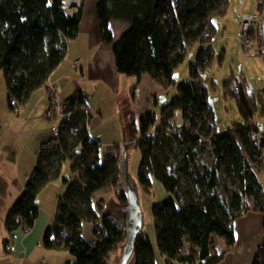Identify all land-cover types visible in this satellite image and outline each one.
Masks as SVG:
<instances>
[{
	"label": "trees",
	"instance_id": "1",
	"mask_svg": "<svg viewBox=\"0 0 264 264\" xmlns=\"http://www.w3.org/2000/svg\"><path fill=\"white\" fill-rule=\"evenodd\" d=\"M260 14L264 0H254ZM73 14L64 0H0V73L8 90V106L16 112L33 93L49 89L53 73L64 63L69 46L78 39L84 4ZM99 35L113 46L119 75L141 79L148 74L165 92L176 85L178 71L188 56L192 80L177 86L176 95L162 110L140 120L141 132L132 128L133 146L141 152L139 178L151 191L159 180L169 200L153 207L157 244L166 264H219L226 252L214 253L213 237L227 249L235 244L234 225L249 212L264 214V187L254 163L264 158V134L256 113L264 117V97L259 102L245 91H232V76L224 83L227 99L235 100L243 124L230 131L219 129L204 74L212 67L218 33L214 20L230 12V0H98ZM111 22L129 25L114 42ZM253 52L264 61L262 29L253 35ZM59 135L37 154V165L25 191L4 220L8 233L5 250L17 230L30 231L39 217L40 193L63 175L68 162L74 176L63 179L54 224L44 235L48 251H67L76 259L67 264H110L120 249L128 248V235L118 219L95 205L96 193L114 191L124 209L130 203L122 175L126 147L117 146L102 156L100 142L90 136L93 113L81 94L69 98ZM181 125H176L178 115ZM153 130V132H152ZM153 133V134H152ZM83 223L94 226L95 241L83 236ZM136 264H156L154 247L139 232L135 241ZM254 264H264V246Z\"/></svg>",
	"mask_w": 264,
	"mask_h": 264
},
{
	"label": "rangeland",
	"instance_id": "2",
	"mask_svg": "<svg viewBox=\"0 0 264 264\" xmlns=\"http://www.w3.org/2000/svg\"><path fill=\"white\" fill-rule=\"evenodd\" d=\"M64 1L67 2L68 0ZM79 2L78 4L73 3L71 8H69L71 15L82 7V0H79ZM230 7L231 9L227 16H218L214 20L218 30L213 42L216 55L212 67L204 74L203 78L204 82L209 86L210 102L215 110V118L219 129L222 131H230L235 125L243 124L236 101L225 97L224 83L229 78L232 76L236 78L246 77L247 81L244 83L245 91L249 95L256 97L258 102L261 96L264 97V61L256 56L254 51L246 53L242 47L243 42L238 35V26L241 20L239 18L240 14L255 12L257 9L256 2L254 0H230ZM119 35L116 33L117 38ZM74 47L72 58L75 57V53L82 54L85 51V47L81 43L74 45ZM192 53L193 56H188L186 62L178 71L176 85L169 92H165L148 74H143L141 79L135 76L127 77L121 75L120 79L122 80L119 85H116L117 90L120 91L119 93H116L115 90L105 86L103 83L96 92L91 90L92 87L87 90L86 84L89 86L92 84L91 82V84H89V81L86 82L85 86L83 82L79 83L80 92L84 93L89 102L90 111L94 115L89 124L90 134L100 142L102 156L108 151H113L117 146L126 147V159L122 175L124 188L128 191V196L131 197L132 194L137 201L142 224L138 226L137 230L145 234L151 241L155 251L156 264H166L167 260L164 255H161L157 244V233L152 209L154 206L169 200L171 194L155 178L152 179L151 191H146L142 188L139 178L142 156L141 152L132 145V128L135 124L136 131L139 134L141 132L140 120L148 112H153L157 115V122L160 121L162 109L173 100L172 98L177 92V86L192 80V76L189 73L190 64L195 62L196 57L195 53ZM71 72L81 79V70ZM52 89H55V87L53 86ZM60 93L62 94V92ZM8 97L4 74L0 73V121L3 120L9 128L7 134L10 135L8 139L9 141L11 140L9 143L11 150L13 148L14 152L21 156V177L25 182V178L32 174L36 166L31 163L30 159L34 157L35 151L38 150L42 143L54 138L53 129L60 128L63 117L55 116V118L49 119L45 114H40L41 103L38 95L32 101L33 104L30 107H21L20 114L12 113L9 110ZM36 100H38L37 105L35 104ZM64 101H68V99ZM11 118L12 121L9 120ZM9 121L10 123H6ZM256 122L261 133L264 134V117H262L261 110L256 113ZM181 124L183 123L179 114L176 119V125L179 126ZM11 128H13L12 132ZM254 168L259 174L260 182L264 187V158L254 163ZM71 169L72 164L68 162L64 168V179H71ZM61 182H63V179ZM97 198H105L107 202L105 212L111 213L115 218H118L120 220L119 223L125 227L126 215L122 212V207L120 211L118 202L114 200V191L108 187L103 188L95 196L94 200L96 201ZM105 201L102 204L106 205ZM121 212L124 214H121ZM217 240L218 238L215 239L214 243H217ZM128 249H130L129 246L127 249L117 251L113 255L110 264H136L135 250L125 262V254ZM174 264L182 263L175 262Z\"/></svg>",
	"mask_w": 264,
	"mask_h": 264
},
{
	"label": "crops",
	"instance_id": "3",
	"mask_svg": "<svg viewBox=\"0 0 264 264\" xmlns=\"http://www.w3.org/2000/svg\"><path fill=\"white\" fill-rule=\"evenodd\" d=\"M98 4V0H85L84 18L81 23L78 39L70 44L69 52L64 63L60 65L50 78L48 84L49 89L43 88L34 92L31 100L26 104V108L33 104L32 101L38 95L40 99L39 102L41 103L40 114H45L48 117L47 112L51 107V89L53 86L63 100L72 98L77 94H81L85 97L84 93L82 91L80 92L79 83L83 82L85 86V83L88 81L89 84H92L89 86L86 84L87 90L92 87L91 90L96 92L103 83L105 86L115 90L116 93L120 92L117 90L116 85H119L122 79H120L121 75L118 74L117 68L115 67L113 46L109 43H103L98 32ZM129 27L130 26L125 23L111 22L110 28L114 34V42L119 41V38L125 35ZM116 33L120 34L118 38ZM79 43L83 44L85 51L82 54L75 53V57L72 58V52L75 48L74 45H78ZM76 70H81V79L77 78L74 73L72 74L71 71ZM60 92H62L63 95ZM36 103H38V100H36L35 104ZM20 110L21 109L12 113H19ZM13 115L15 116V114ZM9 120L12 121V118ZM10 121L6 123H10ZM8 129L7 124H5L3 120L0 121V264L73 263L76 259H74L69 252L64 250L48 251L43 246V237L50 226L54 224L56 218L58 200L65 194V185H63L64 182H61V180L64 179V175H62L58 181L49 184L38 196L36 204L39 205L40 211L38 220L33 226V229L28 232L23 229L17 230L14 237L10 239L9 252L5 250V241L9 239L8 233L4 227L5 217L13 208L15 202L22 197L27 181L32 175L30 174L27 176L25 182L22 179L21 156L14 152L13 148L12 150L10 148L9 143L11 140L9 141L8 139L10 136L7 134ZM12 131L13 128H11V132ZM53 140L54 138L50 141ZM46 142L47 141L39 146L38 150L35 151L34 157L30 159L33 165H37V162L35 164V161H37V154L40 151V147ZM73 176L74 172L72 170L70 177L72 178ZM99 192L96 193V196ZM103 201H105V198H97L96 201L94 200V203L95 205H101L105 211L107 202L105 201V205L102 204ZM119 209L120 211L122 210L120 204ZM122 212L121 214H124ZM82 225L83 236H85L89 242L93 243L95 241V236H93L94 226L89 223H83ZM234 230L236 242L231 248L227 249L226 242L222 238L213 237L214 253L226 252L224 260L219 264H254L260 252L259 250L264 246V214L249 212V214L238 219L234 225ZM217 238V243H214Z\"/></svg>",
	"mask_w": 264,
	"mask_h": 264
},
{
	"label": "built area",
	"instance_id": "4",
	"mask_svg": "<svg viewBox=\"0 0 264 264\" xmlns=\"http://www.w3.org/2000/svg\"><path fill=\"white\" fill-rule=\"evenodd\" d=\"M71 8V6H67V3L64 1V9L67 11V9ZM240 23L238 26L239 33L243 44V50H253L255 47L256 41L253 39V35L256 32L257 29L261 28L263 17L260 14V12L256 9L255 12L251 14H241L240 17ZM262 29V28H261ZM247 81L246 77L237 78L232 81V91L239 92L243 88L244 83ZM51 107L47 112L48 118L53 119L55 116H62L63 118H66V110L68 107L67 101H62L61 96L55 89H51ZM60 128H54L53 129V137L56 138L59 135ZM29 229L25 230L28 232Z\"/></svg>",
	"mask_w": 264,
	"mask_h": 264
},
{
	"label": "water",
	"instance_id": "5",
	"mask_svg": "<svg viewBox=\"0 0 264 264\" xmlns=\"http://www.w3.org/2000/svg\"><path fill=\"white\" fill-rule=\"evenodd\" d=\"M67 12H69V9H67ZM263 22H262V37L264 39V13H263ZM264 50V47H263ZM130 198V199H129ZM128 200H130V203L126 206V208L123 209V212L125 213V228H126V234L128 235V246L130 249L126 250L125 254V262H127L129 256L133 253V251L136 248L135 241L136 237L139 235L138 232V226H141V220L139 217V207L137 205V201L131 194V197L128 196Z\"/></svg>",
	"mask_w": 264,
	"mask_h": 264
},
{
	"label": "bare ground",
	"instance_id": "6",
	"mask_svg": "<svg viewBox=\"0 0 264 264\" xmlns=\"http://www.w3.org/2000/svg\"><path fill=\"white\" fill-rule=\"evenodd\" d=\"M66 3H67V6L70 7V6L73 5V3H75V4L77 3V4H78V3H80V2H79V0H68Z\"/></svg>",
	"mask_w": 264,
	"mask_h": 264
}]
</instances>
